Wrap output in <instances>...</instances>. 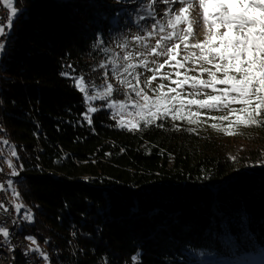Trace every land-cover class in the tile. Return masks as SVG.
Wrapping results in <instances>:
<instances>
[{"label":"trees","instance_id":"1","mask_svg":"<svg viewBox=\"0 0 264 264\" xmlns=\"http://www.w3.org/2000/svg\"><path fill=\"white\" fill-rule=\"evenodd\" d=\"M101 2L16 0L0 102L19 153L15 183L34 211L21 236H35L50 264H219L263 255V148L253 142L232 159L221 135L255 132L264 142V111L252 125L229 119L211 128L186 116L129 131L95 100L93 125L81 120L83 94L62 73L83 77L89 93L103 81L104 38L117 12Z\"/></svg>","mask_w":264,"mask_h":264},{"label":"snow or ice","instance_id":"2","mask_svg":"<svg viewBox=\"0 0 264 264\" xmlns=\"http://www.w3.org/2000/svg\"><path fill=\"white\" fill-rule=\"evenodd\" d=\"M176 3L180 7L176 9L175 23L188 22L189 8L193 6L194 0H176ZM7 6L10 9V15L7 18V24L0 25V36L6 35L5 27L11 29L12 21L18 16L11 0H8ZM196 6L198 10H202L203 26L206 27L207 36L204 42L195 43L192 48L199 49L197 57L199 61L211 65L214 69H203L201 72V75L206 72L210 79L205 80L188 75H184L180 79V73L177 72V79L172 81L176 87L167 92L160 91L156 98L146 95L142 88L132 85L131 81L127 82L130 86L129 91L123 92L122 95L128 96L130 92L139 98L132 104V107L136 109L134 113H130L133 119L125 121L123 117L126 113L118 114L115 111L117 107L126 108L127 101L109 100L106 104V107L112 110L113 119L119 115L117 123L120 128L131 131L137 129L141 123L148 126L158 118L163 121L169 117L175 121L184 120L187 116L189 123H194L195 120L192 118L198 117L199 113L191 111L186 113L187 106L195 105L200 109H220L228 108L234 103L242 105V107L231 123L236 125L257 123L256 117L264 111V0H198ZM192 31V25L189 23L187 35L183 37L185 42ZM179 47V43L174 47L169 45L160 55L170 53V59L175 61L179 67H183L184 65L177 60V52L174 50ZM4 49L5 43L0 42V54ZM193 55L195 54L193 53ZM124 59L127 60L128 57H124ZM186 59L190 60L191 56ZM136 67V65L128 64L124 71L139 83L140 74L134 72ZM163 67L164 64H160L157 71ZM218 73H222V78H218ZM62 75L71 78L74 87L83 94L82 99L86 103V110L79 115L81 120L91 127L93 125L92 115L98 111V107L93 106L92 101L107 100V97L102 93L113 92V85L108 83L103 89L94 87L90 95L83 83V77H71L68 73H62ZM151 79H156L155 74ZM120 83L122 86L125 84L124 81ZM185 84H190L191 89L194 90L192 94H199L200 89L206 88H210L214 94L209 95L206 99H184L178 89ZM220 85L223 87H218ZM164 87L163 84L160 85L161 90ZM0 143L9 150L13 157L18 159L15 148L7 140L0 141ZM9 166L14 167L11 162H9ZM20 208L21 205H16L17 213H20ZM23 216L25 220H32L30 211L24 213ZM0 236L5 239V242H8L10 233L6 227H0ZM29 239L32 243H36L34 238L29 237ZM33 251L38 252L42 259L48 261L47 255L39 248L33 249ZM132 259L134 262L138 261V255L133 256Z\"/></svg>","mask_w":264,"mask_h":264},{"label":"rangeland","instance_id":"3","mask_svg":"<svg viewBox=\"0 0 264 264\" xmlns=\"http://www.w3.org/2000/svg\"><path fill=\"white\" fill-rule=\"evenodd\" d=\"M3 5L9 9L7 6L8 0H1ZM104 6L113 8L117 13L115 14L114 23H116L104 38V44L106 45L107 60L104 67L103 81L95 86H90L92 89L98 88L103 89L108 83L113 85V92L102 93V95L107 97V100H100L108 102L109 100H118L121 102L127 101L128 106L124 109L117 107L115 111L119 114L120 112L126 113L123 119L125 121L133 119L130 113L136 111L132 107V104L136 102L139 98L135 97L133 93L129 92L128 96L122 95L123 92L129 91V85L127 82L131 81L132 85L137 88H142L144 93L152 98H156L160 91H169L171 88L176 87L172 81L177 79L176 73H180V79L184 75L195 76L197 78H202L205 80L210 79L206 72L201 75L203 69H211V65L199 61L197 57L199 56V49L192 48V45L198 42H204L206 40L207 32L206 27L203 26L202 10L197 9L198 0H194V4L189 8L188 22L176 24L175 15L176 9L180 7L176 0H101ZM11 3L16 8V0H11ZM18 14L19 10L16 8ZM10 11V9H9ZM102 17L107 18L106 15ZM108 19V18H107ZM13 22V21H12ZM119 22V25L117 23ZM189 23L192 25V33L188 35L187 42L184 41V35H187V29ZM12 32V27L10 33ZM179 43V49L174 50L177 52V60L183 64V67H179L175 61L170 59L171 54L160 55L165 48L169 45L173 46ZM187 43V47H186ZM6 45V44H5ZM5 51V49H4ZM3 51V53H4ZM2 53V54H3ZM193 53L195 55H193ZM0 54V57L2 56ZM191 56V59H186V57ZM124 57H128L127 60ZM128 64L136 65L134 69L135 73L139 75V83L133 79L127 72L124 71L125 66ZM160 64H164L163 68H159ZM146 65V67H145ZM130 71H132L130 69ZM155 74L156 79L152 80L151 77ZM218 78H222V73H218ZM167 77V78H165ZM121 81L125 84L122 86ZM150 81V82H147ZM163 84L164 89H160V85ZM218 87H223L220 85ZM92 89L90 90V95L92 94ZM181 96L184 99H206L209 95H212L210 88L200 89L199 94H192L193 89H191L190 84H185L183 87L179 88ZM174 95V94H173ZM242 107L239 104L229 105L228 108H207L200 109L195 105L187 106L185 112H198V117H193L196 123H203L211 128L213 125L226 124L229 119L234 120V116L238 114V110ZM235 110V111H232ZM119 115H117V120H119ZM223 134L221 135L222 141L227 145L229 149V156L232 159H237L241 153L245 150H249L250 144L253 142L262 147V153L264 154V142L262 137L257 133H233L232 135ZM7 140L0 136V141ZM9 143V141H8ZM10 144V143H9ZM12 145V144H10ZM18 155L17 148L12 145ZM0 157L7 168L11 179L9 180V189L7 191L8 198L11 204L16 210V205H21L20 213H17V219L20 224L29 223L32 224L34 221V211L28 204L21 198L19 188L15 183V177L18 175L17 169V158L13 157L9 150L0 143ZM9 162L14 167L9 166ZM246 171L253 172V167H247ZM16 173V174H13ZM1 190V186H0ZM30 211L32 220L28 221L24 219L23 214ZM32 237L35 239L36 243H32L29 239ZM27 242L30 245L31 250L39 248L44 252L40 241L32 235L27 236ZM38 254V252L33 251ZM23 263L21 260L16 261L14 264ZM24 264V263H23ZM43 264H50L49 261H43ZM219 264H264V253L263 255L250 256L245 261H237L231 259H224Z\"/></svg>","mask_w":264,"mask_h":264},{"label":"bare ground","instance_id":"4","mask_svg":"<svg viewBox=\"0 0 264 264\" xmlns=\"http://www.w3.org/2000/svg\"><path fill=\"white\" fill-rule=\"evenodd\" d=\"M5 14L7 15V17H9V15H10V11L6 7H5ZM5 33H6V35L3 36V39L1 40V42L6 44L8 37L10 35V29H8L6 27ZM5 127H6L5 126V119H4V116L2 113L1 102H0V136L10 140L9 133L6 131ZM0 167H1V169H3V172L5 173L4 187L9 189V180L11 179V176H10L7 168L5 167L1 157H0ZM6 202L8 203L9 207L14 208V206L11 204V202L8 198L7 191H6ZM12 216H13V218H12V222H11V229H14L16 232L11 234V240H9L10 249H17L21 246V243H22V246L28 252V258H29L31 264H39V254H36L31 250L29 243L20 234L21 224H20L19 220L17 219V214H16L15 208L12 209ZM4 252H5V245H4V242L1 241V237H0V256H4ZM18 260H21L24 264H26V253H18L15 256V260L13 261V264L16 263V261H18Z\"/></svg>","mask_w":264,"mask_h":264},{"label":"built area","instance_id":"5","mask_svg":"<svg viewBox=\"0 0 264 264\" xmlns=\"http://www.w3.org/2000/svg\"><path fill=\"white\" fill-rule=\"evenodd\" d=\"M7 15L5 14V6L3 5L2 1L0 0V25H6L7 24ZM6 28V27H5ZM5 31V29H4ZM3 39V36H0V42ZM4 178L5 173L3 172V169L0 167V227H6L8 232L10 233V236L8 238V242H5V239L1 237V241L4 242L5 245V252L4 256H0V264H13V261L15 260V256L18 253H26V264H31L29 258H28V252L25 250V248L21 246L17 249H10L9 247V240H11V234L15 233L16 231L14 229H11V222H12V209L13 207H9L8 203L6 202V191L8 189L4 187Z\"/></svg>","mask_w":264,"mask_h":264}]
</instances>
